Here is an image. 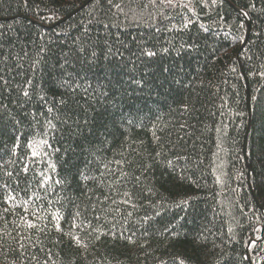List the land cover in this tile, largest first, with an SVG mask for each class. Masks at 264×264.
<instances>
[{
	"label": "trees",
	"instance_id": "obj_1",
	"mask_svg": "<svg viewBox=\"0 0 264 264\" xmlns=\"http://www.w3.org/2000/svg\"><path fill=\"white\" fill-rule=\"evenodd\" d=\"M0 264H264V0H0Z\"/></svg>",
	"mask_w": 264,
	"mask_h": 264
},
{
	"label": "water",
	"instance_id": "obj_2",
	"mask_svg": "<svg viewBox=\"0 0 264 264\" xmlns=\"http://www.w3.org/2000/svg\"><path fill=\"white\" fill-rule=\"evenodd\" d=\"M243 16H244V18L246 19V21L248 22V28L250 27V21H249V18L245 15V14H243ZM247 37H248V35H247Z\"/></svg>",
	"mask_w": 264,
	"mask_h": 264
},
{
	"label": "snow or ice",
	"instance_id": "obj_3",
	"mask_svg": "<svg viewBox=\"0 0 264 264\" xmlns=\"http://www.w3.org/2000/svg\"><path fill=\"white\" fill-rule=\"evenodd\" d=\"M25 94H27V93H25ZM29 226H32L31 224H29Z\"/></svg>",
	"mask_w": 264,
	"mask_h": 264
}]
</instances>
